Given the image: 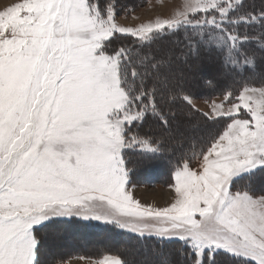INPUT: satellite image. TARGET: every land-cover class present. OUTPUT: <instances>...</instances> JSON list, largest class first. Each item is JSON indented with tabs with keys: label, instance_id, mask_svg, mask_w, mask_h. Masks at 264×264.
I'll list each match as a JSON object with an SVG mask.
<instances>
[{
	"label": "snow or ice",
	"instance_id": "6c2138e0",
	"mask_svg": "<svg viewBox=\"0 0 264 264\" xmlns=\"http://www.w3.org/2000/svg\"><path fill=\"white\" fill-rule=\"evenodd\" d=\"M244 4L189 0L182 18L138 30L121 27L114 6L98 0H24L0 14V264H39L37 226L58 217L178 240L185 264H205L206 253L213 264L217 251L264 264V194L232 187L233 177L264 169V88L226 94L227 106L213 112L229 121L226 129L202 153L199 170L180 165L174 202L157 209L134 199L125 152L163 153L164 139L139 129L149 118L170 129L176 113L169 106L193 99L178 79L169 85L162 77L167 64L136 65L128 49L110 50L117 34L143 40L209 28L235 48L256 39L236 26L264 27V8L242 11ZM258 39L264 43V32ZM199 43L184 38L180 59L198 56Z\"/></svg>",
	"mask_w": 264,
	"mask_h": 264
},
{
	"label": "trees",
	"instance_id": "16d2710c",
	"mask_svg": "<svg viewBox=\"0 0 264 264\" xmlns=\"http://www.w3.org/2000/svg\"><path fill=\"white\" fill-rule=\"evenodd\" d=\"M145 2L146 0H98V3L101 6H105L108 3H111L112 5H115V7H118V9L120 8L123 11L135 9L137 6H140ZM244 2L245 4L241 9L242 11L259 12L262 8H264V0H245ZM238 14L239 12H232L231 16L235 17ZM235 30L240 34H247L249 36L256 37V39L237 44L235 48H232L220 38V33L212 30L211 28H209L207 31L201 32L199 35L194 32L181 31L178 34L169 32L159 36L158 39H156L157 41L163 39L166 41L168 40L171 43V41H174V39L177 40L175 41L177 44L173 45V50L175 54V64H178L180 69L184 68L185 66H190V64L194 61L203 62L205 58L214 56L216 59L212 60V62L215 63V66H219L220 71L224 75V77L208 80V83L205 82L204 87H206V89L203 91L199 89V85L194 86L193 84L192 86L189 82H187L182 72L181 77H176L171 83H167L169 85H172L178 79L179 84L183 90V94H188L196 98L225 95L228 92H231L233 94V97H235L238 96L244 88H253L257 85H263L264 43H261L258 37L260 36L261 32H264V27H260L257 25L240 24L236 26ZM188 36H192L200 41L199 55L190 56L185 63L180 59L178 53L182 51L180 49V46L183 47L184 52H187V48L184 47V38ZM154 41L149 43H141L140 41L134 40L128 35L117 36L110 42V50L126 48L128 49V52L131 55L132 62L134 64L140 65L141 61L150 63L152 59H155L157 56H159V54L163 53L161 48H158L159 52L152 53V51L150 50V53L146 56L144 50L150 49L151 45L155 43ZM164 55L166 56L167 54L165 53ZM148 56L151 58H149ZM165 56L163 57V62H166ZM168 66L169 64L166 67L167 69H169ZM167 69H162V77L169 78V75L167 76V74L169 73L164 74ZM160 87L166 96L168 89L165 88L163 80H161L160 82ZM169 107H171L172 110L176 113V116L172 121L174 127L171 126L170 129H164L159 125V122L157 120L149 118L144 122L139 131L141 132L142 136L147 135L149 138L154 140H160L161 138H163L165 141V150L169 148L171 156L169 153H166V151H164L163 153H145L139 150L134 152L131 151L126 159L128 161L127 168L130 172V180L133 184L137 183L138 185L144 182H148L150 184L172 183L174 172L177 170L182 160L190 162L192 157L190 159L188 157L190 155H193L192 153L194 151L204 153L211 145V143L223 133V131L227 127V123L229 122L228 120L223 118L209 120L205 117L202 118V116L201 119L198 120L199 118L197 119L196 116L194 117L195 112H193L189 105L186 104V102H184L182 99L178 100L175 104L170 105ZM185 112L188 113L192 119L198 120L197 127L201 126V130L205 132V137L199 138L185 148L184 144H182L181 147L183 148V151L180 152V149L177 148V150H175L170 145V142H172V140H175V136H177L178 133L182 134L178 127L183 123L182 117ZM180 137H183V135L179 136V139H182ZM133 157L136 158V161H133ZM143 173L154 175V181L141 180L140 175ZM135 174H137V181H135ZM161 174H163L164 177L159 179V175ZM258 183L264 184V169L261 168L254 169L250 173H241L233 180L234 187H237L238 189L243 188L250 190L253 193L260 192L262 194L263 190L261 191L258 188ZM45 228L46 227H41L38 231L44 230ZM77 228L85 230L90 236L101 237L110 240V242L112 243L104 245L106 249L104 251H101L99 255H103L105 252L116 253L119 255H123L122 253H124L125 257H128L127 260L129 262L125 264H138L136 258L138 260V258H146L151 256L152 254H154L155 258L158 260L163 257L162 260L164 264H185V257L187 253L182 242L178 240L161 241L155 237L130 234L124 231H117L114 228L110 227L103 229L98 226L84 224L80 226L78 224ZM87 243L91 244L92 242L90 243L88 241ZM135 249H137V254H134L133 252ZM79 252L81 253L83 252V250L80 249ZM124 260L125 259L123 258V261ZM139 264H149V262ZM205 264H208L207 254L205 255ZM213 264H243V262L237 260L235 257L231 256L228 253L217 252L214 255Z\"/></svg>",
	"mask_w": 264,
	"mask_h": 264
},
{
	"label": "rangeland",
	"instance_id": "374dc122",
	"mask_svg": "<svg viewBox=\"0 0 264 264\" xmlns=\"http://www.w3.org/2000/svg\"><path fill=\"white\" fill-rule=\"evenodd\" d=\"M23 2L24 0H0V14L6 13L10 8H13L16 5ZM188 2L189 0H146L145 3L141 4L140 6H137L135 9H131L127 11L126 10L123 11L120 8L119 10L118 7H115V5L113 6L115 10L116 22L121 27L138 30L141 27L155 25L158 22L171 21L182 18L181 14L186 12V5ZM191 15L193 14L189 12L188 13L189 18L191 17ZM196 15H201V14L196 13ZM169 32L172 31L162 30L161 32L145 33L144 34L145 38L143 40H141L140 37H133L129 34H117L115 37L128 35L134 40L140 41L141 43H149L155 40L154 41L155 43L151 45L150 49L144 50V52L146 53L147 56V54L150 53L149 52L150 50L152 51V53H155V52H159L158 48H161L163 53L159 54L160 57L157 56L155 59L157 61H160L162 64H167V65L169 64L168 66L169 69H167L166 67L163 68V69H167L164 74L169 73L167 74V76L169 75L168 76L169 78H167L168 83H171L176 77H181L183 73V76L186 78L187 82H189L192 86L193 84L194 86L199 85V89L203 91L206 89V87H204L205 82L208 83L207 82L208 80L224 77L223 73L219 69V66L217 65L215 66V63L212 62V60L216 59L214 56L205 58L203 62L194 61L190 64V66H185L184 68L180 69L178 64H175V59H174L175 54L173 50L174 49L173 45L177 44L175 42L177 40L174 39V41H171V43L168 40L167 41L163 39L158 41L156 40L158 39L159 36ZM115 37L113 39H115ZM180 49L182 51L184 50L183 47L181 46ZM165 53L167 54L166 56L164 55ZM164 56L166 62H163ZM182 69L185 71V73ZM163 84L165 85L164 80H163ZM253 88H257V89L264 88V84L257 85L256 87ZM243 90L239 93V95L243 93ZM225 96L226 94L210 96L206 98H196L191 96L193 99V105L189 107L192 109L193 112H195L194 117L196 116L197 119L199 118L198 120L201 119V116L202 118L205 117L208 118L209 120H216L218 118H216L213 115L214 109L216 106L221 104L227 106L228 100L225 99ZM229 99H231V97H229ZM198 120L192 119L190 115L186 112L183 114L182 117L183 123L181 124V126L178 127L182 134L178 133L177 134L178 137L175 136L176 137L175 140H172V142H170V145L175 150L179 148L181 152L183 151V148L181 147L182 144H184V148H185L186 146H189V144L198 140L199 138L205 137V132L201 130V126L197 127ZM172 127H174L173 124ZM180 135L181 136L183 135V137H180L182 139H179ZM137 150L145 153H151L140 149H135V150L126 151L125 157H127L131 151L134 152ZM165 151L166 153H169L171 156V152L169 148H167ZM192 154L193 155H190L188 157L189 159L192 157L190 162H188V164L193 170H199L201 167L202 152L194 151ZM133 161H136L135 157H133ZM184 162L185 161L182 160L180 165L183 164ZM127 163H126V167H128ZM135 175H136L135 181H137V174ZM140 177L141 180H145V181H149V180L154 181L155 178L154 175H149V173L148 174L143 173L140 175ZM163 177H164L163 174L159 175V179ZM234 178L235 177H233V180ZM129 187L134 196V199L140 201L141 204L145 206H151L153 208L162 209L165 207H169L170 204L174 202V197H175L174 177L172 183L170 184L167 183L150 184L148 182H144L142 184L137 185V183L133 184L131 182L130 172H129ZM232 187L233 190H247L243 188L238 189L237 187H234L233 182H232ZM258 188L261 191L263 190L262 194H264V184L258 183ZM165 191H169L172 194L170 199H168L167 201H166V197L164 196ZM254 194L261 195L260 192ZM78 224L80 226L83 224L93 225L103 229L110 227V228H114L117 231H124L130 234H139L132 232L128 229L119 228L114 224L106 223L104 221L91 220V219L86 220L81 217L53 218L42 225H38L36 229L37 238L40 241V247L38 253L39 264H111L112 259H119L122 262V264L129 263L127 260L128 257H125L124 253H122L123 255L121 254L119 255L116 253L105 252L103 255H99L101 251H104L106 249L104 245L111 244L112 242H110V240H107L105 238L90 236L85 230L81 228H77ZM41 227H46V228L44 230L38 231ZM88 241L92 243L88 244L87 243ZM80 249L83 250V252L80 253L79 252ZM133 252L134 254H137V249H135ZM217 252H224V251H217ZM123 258L125 259L124 261ZM162 259L163 257L160 260H158L155 258L154 254H152L151 256L146 258H138V260L136 258V261L138 264L147 263V262H149V264L151 263L164 264Z\"/></svg>",
	"mask_w": 264,
	"mask_h": 264
},
{
	"label": "bare ground",
	"instance_id": "6f19581e",
	"mask_svg": "<svg viewBox=\"0 0 264 264\" xmlns=\"http://www.w3.org/2000/svg\"><path fill=\"white\" fill-rule=\"evenodd\" d=\"M171 192H169V191H165L164 192V196L166 197V201L168 200V199H170V197H171Z\"/></svg>",
	"mask_w": 264,
	"mask_h": 264
}]
</instances>
